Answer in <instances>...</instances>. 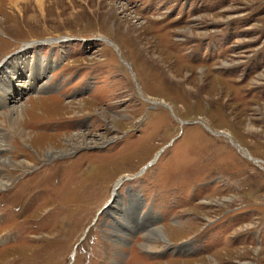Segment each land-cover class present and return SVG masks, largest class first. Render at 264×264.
Instances as JSON below:
<instances>
[{"label":"rangeland","instance_id":"obj_1","mask_svg":"<svg viewBox=\"0 0 264 264\" xmlns=\"http://www.w3.org/2000/svg\"><path fill=\"white\" fill-rule=\"evenodd\" d=\"M1 134L0 264H264V0H0Z\"/></svg>","mask_w":264,"mask_h":264},{"label":"bare ground","instance_id":"obj_2","mask_svg":"<svg viewBox=\"0 0 264 264\" xmlns=\"http://www.w3.org/2000/svg\"><path fill=\"white\" fill-rule=\"evenodd\" d=\"M8 58H6V60H7ZM5 60V61H6ZM36 76V75H35ZM33 77V76H32ZM38 77V76H37ZM45 84V83H44ZM44 84H42L41 86H40V88H39V90H41L42 88H44V87H46ZM21 107H19V109L18 108H15L14 110H12L11 111V115L9 116V119L11 120V122L14 124V133L16 134V135H21V125L18 123V122H20L19 120H18V118H19V116H21ZM16 116V118H14ZM21 123V122H20ZM0 139H2V140H0V166H2V167H9V163L7 162V161H1L2 160V158H5V157H1V153L3 152V151H5L6 150V148H5V146H4V144H5V141H6V139H7V136H5L4 134H1L0 135ZM1 163H3V164H1ZM7 180H5V179H3V180H0V190H2V189H5L8 185H7ZM118 188H119V186H118ZM117 192V191H116ZM112 204V203H111ZM156 232V233H155ZM164 235H166V234H164ZM153 236V237H152ZM146 239H148V241H152V239H162V240H164V237H163V232L161 231V229H154V230H152V231H150L149 232V234L147 235V238ZM154 247V246H153ZM144 248H146L148 251H150L149 249H151L150 247H148L147 245L146 246H144ZM146 251V250H145Z\"/></svg>","mask_w":264,"mask_h":264},{"label":"water","instance_id":"obj_3","mask_svg":"<svg viewBox=\"0 0 264 264\" xmlns=\"http://www.w3.org/2000/svg\"><path fill=\"white\" fill-rule=\"evenodd\" d=\"M116 186H121V181L120 182H118V183H116ZM117 191V188H115L114 190H113V193H112V196H111V198L109 199V201L105 204V207H104V209L105 208H108V206L113 202V199L115 198V195H116V192Z\"/></svg>","mask_w":264,"mask_h":264}]
</instances>
